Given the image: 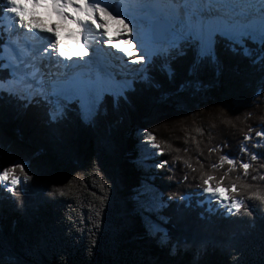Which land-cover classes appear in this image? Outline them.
Instances as JSON below:
<instances>
[{
	"label": "trees",
	"instance_id": "16d2710c",
	"mask_svg": "<svg viewBox=\"0 0 264 264\" xmlns=\"http://www.w3.org/2000/svg\"><path fill=\"white\" fill-rule=\"evenodd\" d=\"M215 40L216 62L191 72L186 42L151 57L128 91L102 92L87 121L77 101L52 122L41 98L0 90V167L21 162L31 177L16 195L0 187L2 264H264V200L249 196H264V64L253 63L264 45L245 39L249 57ZM3 43L0 32V53ZM145 130L154 136L147 162ZM209 175L243 200L238 211L205 203ZM141 189L157 194V209L146 210Z\"/></svg>",
	"mask_w": 264,
	"mask_h": 264
},
{
	"label": "snow or ice",
	"instance_id": "6c2138e0",
	"mask_svg": "<svg viewBox=\"0 0 264 264\" xmlns=\"http://www.w3.org/2000/svg\"><path fill=\"white\" fill-rule=\"evenodd\" d=\"M40 7L50 9L65 19L68 18L69 10L74 11L77 14L75 19L78 24L86 26L89 30H91V25H95L96 29H103L102 35L107 38L104 43L111 44L112 48L123 52L124 56L128 57L125 61L127 64L144 66L150 60L151 55L156 52L166 53L168 48L177 49L183 41L193 45L191 72L205 58H210L213 63L216 62L215 38L217 36L224 37L233 45H241L243 54L249 57L252 56V50L243 47L245 39L258 45H264V0H157L155 7L144 6L138 9L144 13L140 19L146 24L143 37L137 28L140 21L136 17L124 16L122 18L121 13L113 14L110 4L105 3V0H4V3L0 4V12L11 14L15 18L14 28L17 31L27 29L29 33L35 35L32 33L33 29L43 31L39 25L33 23L32 19L33 11ZM110 21L122 25L124 33H132L135 29L131 41L123 39L120 43H112L107 30ZM129 25H132V28ZM53 36L56 37L54 40L51 36L48 37L47 47L43 49L44 53L52 57L65 58L58 60L57 63L66 64L68 67H71L72 57L75 56L81 61L77 66L85 67L83 58L89 55L87 49L82 52L67 53L60 47L59 35L53 32ZM122 45H128V47H122ZM161 45L166 47L162 48ZM50 49L51 52H49ZM186 54V51H179V55ZM4 60L3 53H0V76L7 69L11 80L0 79V90L7 87L10 92H14L17 88L28 91L32 87L28 82L29 78L36 75L37 69L33 68L31 72H25L24 69H27L29 65L25 64L21 68V62L14 56L8 57L7 63H4ZM257 62L264 64V52L253 60V63ZM103 79L104 70L101 68H97L95 72L89 69L72 75L66 74L63 78L52 73L47 79L37 81L34 91L49 106L50 121L57 122L65 118L69 105L73 101L79 102L80 110L87 118L96 112V98L101 90ZM29 95L31 96V93ZM256 135L264 136V132L258 131ZM244 139L247 140L249 137L246 135ZM145 140L154 141V136L147 130H145ZM156 147L159 146L156 145ZM241 151L245 149L241 148ZM252 159H257L255 153ZM220 160H226L229 165L233 164V159L227 156H221ZM166 164L167 161L162 160L155 167L160 168ZM211 167L216 168L217 165L213 164ZM240 167L245 170L246 175L250 165L247 162H241ZM21 176L24 181L31 179L21 162L0 167V184H4L6 190L12 195H16L14 189L20 183ZM256 178V176L252 177L253 180ZM260 178L264 180V176ZM213 179L211 175L203 179V193L208 194L209 198L216 199L218 203L230 202L229 211H238L243 200L226 195L227 189L221 187L220 184V181L224 179L223 176L215 186L210 183ZM230 187L232 191H236L235 184ZM56 191L59 192V189ZM249 196L264 200V196L257 192H250ZM247 210L245 208L246 212ZM152 227L155 228V225Z\"/></svg>",
	"mask_w": 264,
	"mask_h": 264
},
{
	"label": "rangeland",
	"instance_id": "374dc122",
	"mask_svg": "<svg viewBox=\"0 0 264 264\" xmlns=\"http://www.w3.org/2000/svg\"><path fill=\"white\" fill-rule=\"evenodd\" d=\"M105 3L110 4L111 9H112V5L114 4V0H105ZM36 11H37V9H35L33 11L32 19H36L35 17H38L37 14H36ZM73 15L75 16L77 14L74 11L69 10L68 18L63 20V22H61V23L60 22H56L55 24H49V23H47L45 21H38V20L35 23L39 24V26L43 30L49 32L52 35H53V32L58 34L60 32V30H62L65 33H69L72 30H79V29L84 30V27H86V26L78 24V23H75L74 20H76L75 19L76 16L73 17ZM2 18H3V20H2V23L0 24V27L3 30H1L0 32H1V35L3 36V40H4L2 53H3V56L5 57V60L3 62L7 63V58L10 57V56H14V57H16V59L18 61L21 62V64H20L21 68H23V63L27 59L32 60V63H33V59H32L33 56L27 55L26 54V50L24 51L23 48H22V50H20L19 48L15 47L16 44H18L20 42V40H21V38L23 36L21 30L17 31L14 28V20H15V18L11 14H2ZM89 24H90V22H89ZM115 24H117V23L114 22V21H110L108 25H110L113 28V27L116 26ZM72 25H74V26H72ZM49 29H52V31H49ZM108 29L110 30V28H108ZM91 32H93V33H95L97 35V37L95 36L96 37L95 41L96 42H100V35L103 33V29H96L95 25H91ZM13 33H15V34L18 33V34H17V36L12 37ZM125 34H126L125 36L128 37L129 33H125ZM13 39L16 40V41H14L15 44L12 42ZM128 39L130 40V38H128ZM103 41H104V39H103ZM249 41H251V40H249ZM95 47L102 48V46L100 44H96V43H95ZM164 47H162V48H164ZM166 52H167V50H166ZM159 53L160 54H165V52H156L155 54L151 55V57H154L156 54H159ZM49 59H50L51 63L56 64L57 61H58V56H56V57L50 56ZM117 59L120 60L119 57H117ZM113 64H114V66L116 65L115 62H113ZM126 64H124V65H126ZM144 67H145V65L141 66L139 64H136V66L133 67V69L129 68L127 70H124L119 75V79H125L126 81H124L122 84H119L118 85L119 87L117 88V90H113L112 88H110V91L113 94V96L114 97H118V96H121L123 94V92L128 91L131 88L130 80H132L134 78V76L139 75L138 73H140L142 70H144ZM24 71L28 72V68L24 69ZM60 73H61V70L58 69V74L57 75H60ZM125 76H126V78H125ZM9 80H11V76H10ZM106 88L107 87L104 84H102V88H101V90L99 92V95L96 98V106H97V104H98V102H99V100H100V98L102 96V92H104ZM17 89L14 91V93L19 96V93L21 91H17ZM34 90H32V92H29V93H31V95L32 94L34 95V93H35ZM2 91H8L7 87L5 89H2ZM9 93H12V92L9 91ZM21 93L23 94V92H21ZM26 94H27V92H26ZM35 95L40 96L37 93H35ZM28 97H29V95H28ZM79 109H80V107H79ZM80 115H81V118L83 119V121H87V120H89L92 117V116L91 117H87V118L84 117V115L82 114L81 110H80ZM143 146H145V149L142 152V154L144 156L143 162H147V160L150 159L149 154H150L152 148L150 147L149 142L147 140L143 141ZM147 168H149V167H147ZM0 185H2L5 188L4 184H0ZM148 186H149V184L145 185L146 188H148ZM141 192L142 193L140 195H143L144 196V200L146 201V203H145L146 204V206H145L146 210L147 211H153V209H157L158 205H156V201H155V200H157V194L156 193H154V194L147 193V192H144L142 189H141ZM210 199H214V198H210ZM153 225H155V228L152 227ZM146 226H147V229L149 230V232L152 235L155 233L156 230H160V226H159L158 220H155L154 222L147 221L146 222Z\"/></svg>",
	"mask_w": 264,
	"mask_h": 264
},
{
	"label": "bare ground",
	"instance_id": "6f19581e",
	"mask_svg": "<svg viewBox=\"0 0 264 264\" xmlns=\"http://www.w3.org/2000/svg\"><path fill=\"white\" fill-rule=\"evenodd\" d=\"M39 14L41 15L40 19H48V20L51 19V16H53V17L57 16L56 13H54L50 9H46L44 7L40 8ZM75 16L73 15V17H75ZM142 16L143 15H137L136 16L138 21H140L137 24V28L139 29L140 34H142V36H144L145 30H146V24L140 19ZM36 21H37L36 19H33V23H35ZM97 22H99V21H97ZM37 25H39V24H37ZM115 25H114L115 27H113L114 29L110 25H108V28H110V30L109 29H107V30L109 31V35H110L111 39L114 41V40H117V39H121V38L127 37V36H125L126 34L123 32V26L120 25V24H115ZM40 29H42V28L40 27ZM26 30L27 29H25L24 31H26ZM33 30L37 34L38 38H44V37H47V36L48 37L51 36L53 40L56 38L55 36H53L52 34H50L49 32H47L45 30H43V31H38L37 29H33ZM84 30H86L88 37H89V35L97 37V35L95 33L91 32V30H89L87 27H84ZM134 31H135V29L133 30V32ZM133 32L129 33L128 36L133 35L134 34ZM17 34L13 33L12 37L17 36ZM65 34L66 33L63 32L62 30H60V33H58L59 41H60V47L63 48V50L65 52H67V53H77V50H76L77 47H78L77 44L80 43V40L73 36V32H71V35H70V37L68 39H64L63 36ZM100 39L103 41V39L105 40L107 38H105L101 34L100 35ZM12 42L15 44L14 41H12ZM120 42H115L114 41L113 43H120ZM95 43L96 44H101L103 49L100 48L98 50V53H101L104 56L105 59L108 58V61H106L104 59L101 63H99L97 60L93 59L94 54L91 53L88 49L90 47H92L93 44L95 45ZM18 46H16V48H19ZM122 47H128V45H122ZM160 47H164V45H161ZM87 50L89 52V55L85 56V57L89 58V63L93 62V64H92L93 66H96L97 68H101V69L102 68L107 69L109 71V74L107 76L110 78V80H114L117 83H120L119 75L124 70H127V68H132V66L133 67L136 66V64H128L127 65L126 63H124L125 60L128 59V57H125L123 52H120L117 49L112 48L111 44L107 45L104 42H95L94 41V42H91L89 44V47L87 48ZM49 57H50V55L47 56V58L44 61V63H41L40 60H39V62L38 61H34L32 63V60H29V59L25 60V62L23 63V65H25V64L29 65L28 72H31L33 70V68L37 69L36 75L34 77L29 78L28 82L31 83V85H33V86L35 85V87H37V81H40L41 79H47L49 77V74H52V73L58 74V69L60 70V65L58 63H56V64L51 63ZM117 57H119L120 60H118ZM60 58L61 57H58V59H60ZM76 58L77 57H75V56L72 57V59H76ZM113 62H115V64H116L115 66H114ZM124 64H126V65H124ZM79 68H81V67L76 66L75 70H77ZM83 71H88L87 67L83 68ZM53 78H55V77H53Z\"/></svg>",
	"mask_w": 264,
	"mask_h": 264
}]
</instances>
